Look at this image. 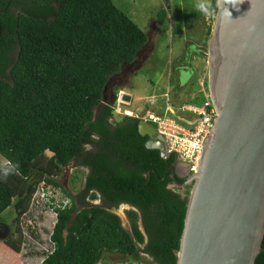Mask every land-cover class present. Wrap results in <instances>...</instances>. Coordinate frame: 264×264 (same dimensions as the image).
Wrapping results in <instances>:
<instances>
[{"label": "trees", "instance_id": "trees-1", "mask_svg": "<svg viewBox=\"0 0 264 264\" xmlns=\"http://www.w3.org/2000/svg\"><path fill=\"white\" fill-rule=\"evenodd\" d=\"M210 4L214 14L218 0ZM146 42V33L113 0H0V156L8 162L0 168L17 166L0 181V215L12 207L16 221L15 234L0 239V264H17L19 223L44 199L55 222L41 264H100L111 254L176 264L189 192L183 196L170 185L186 178L170 175L174 154L163 159L145 147L148 136H140L139 119L117 115L119 88L105 99L109 81ZM197 86L201 97L192 103L172 102L168 95L162 115L172 117L167 106L202 105L208 88ZM87 145L95 149L86 151ZM78 159L88 172L77 199L101 198L80 210L57 181ZM34 172L40 177L34 179ZM40 181L60 189L69 203L54 204L45 187L39 197ZM121 204L135 208L125 210L129 229L109 210ZM255 264H264V251Z\"/></svg>", "mask_w": 264, "mask_h": 264}, {"label": "water", "instance_id": "water-1", "mask_svg": "<svg viewBox=\"0 0 264 264\" xmlns=\"http://www.w3.org/2000/svg\"><path fill=\"white\" fill-rule=\"evenodd\" d=\"M207 54L217 117L183 183L191 188L176 264H255L264 251V0H219ZM138 132L168 157L151 125Z\"/></svg>", "mask_w": 264, "mask_h": 264}, {"label": "rangeland", "instance_id": "rangeland-1", "mask_svg": "<svg viewBox=\"0 0 264 264\" xmlns=\"http://www.w3.org/2000/svg\"><path fill=\"white\" fill-rule=\"evenodd\" d=\"M113 2L147 35V42L138 52L135 61L122 66L106 87V100L114 96L116 88L120 89L116 94H121V101L113 105L117 115L129 114L130 117H139L141 112L146 111L162 115L168 95L172 102L175 100L177 103L184 100L193 102L194 99L201 97L197 85L202 83L205 87L208 82L207 53L210 39L208 32H212L215 13L205 15L199 11L197 4L201 0H113ZM207 2L211 3V0ZM163 15L164 19L161 20ZM180 68H185L181 83L177 79ZM178 83L184 87L178 88ZM110 123H114V119H111ZM0 165H5V160L1 156ZM86 171L81 163L74 160L63 168L57 181L75 197L83 188ZM34 176V179L40 177L38 172H34ZM42 187L47 189V198H53L54 204L69 203L60 189L46 186L42 181L37 187L39 197H43ZM170 188L177 189L184 196L190 191L191 186L174 184L170 185ZM46 202L48 200L44 199L33 204L29 213L19 223L23 229V243L21 251L15 256L17 264H39L43 253H46L45 250H51L49 236L55 222V213L52 204L47 205ZM97 203H101L100 198L89 204ZM76 205L78 210L84 207V204L78 202ZM116 208L115 214L121 218L123 226L129 229L125 210L122 211V206ZM33 225L36 236L30 231ZM15 226L13 208L9 207L0 215V239H5L11 233L15 234ZM108 259V262L100 264H149L148 258L142 262H134L124 260L117 254L108 255Z\"/></svg>", "mask_w": 264, "mask_h": 264}, {"label": "built area", "instance_id": "built-area-1", "mask_svg": "<svg viewBox=\"0 0 264 264\" xmlns=\"http://www.w3.org/2000/svg\"><path fill=\"white\" fill-rule=\"evenodd\" d=\"M200 85L202 86V83ZM201 91H204L203 87H201ZM205 98L206 101L202 105H183L181 107L182 111L192 114L189 118L177 115L169 106L166 111L172 117H167L165 114H150L147 117H142V119L155 124L156 131L165 141L166 152L175 154L177 159L187 164L189 175L197 172L203 147L211 134L217 117L209 95L205 94ZM44 258L45 256L41 258L39 264L43 262Z\"/></svg>", "mask_w": 264, "mask_h": 264}, {"label": "clouds", "instance_id": "clouds-1", "mask_svg": "<svg viewBox=\"0 0 264 264\" xmlns=\"http://www.w3.org/2000/svg\"><path fill=\"white\" fill-rule=\"evenodd\" d=\"M219 2V1H218ZM218 5V4H217ZM197 8L199 9V11H201L202 13H204L205 15H211L212 14V11H213V8H212V5L210 4V3H208L207 2V0H201V2H199L198 4H197ZM216 10H217V8H216ZM216 13V12H215ZM210 36H211V33H210ZM121 94H117V96H116V102H115V104L116 103H118V102H120L121 101V97L122 96H120ZM208 95H209V93H208ZM210 98V97H209ZM118 99H120V101H118ZM122 99H124V98H122ZM125 99L128 101V98L125 96ZM212 103V102H211ZM166 104H167V102H166ZM183 105H187L186 103H184L183 102ZM182 105V106H183ZM190 105H193V104H190ZM213 105V104H212ZM172 108V107H171ZM115 110V109H114ZM172 110H174L175 111V113L177 114V115H180V116H182V117H186V118H189V117H191V115H189L188 114V112H184V111H182L181 110V108H179V109H175V107L174 108H172ZM151 114H153V115H158V114H155V112H153V113H151ZM148 115H150V113L149 112H141V116L139 115V117H136L137 119H139V122H141V121H143V122H145V123H148L149 125H151L154 129H155V131H156V126H155V124H153L151 121H148V120H144V119H142V117H147ZM124 116H128V117H130L131 115H124ZM156 133L158 134V132L156 131ZM159 135V134H158ZM160 136V135H159ZM162 137V136H161ZM162 139H163V137H162ZM163 142H164V145H165V141H164V139H163ZM165 152H166V145H165ZM167 153V152H166ZM168 154V156L170 155V154H172V153H167ZM175 155V154H174ZM176 156V155H175ZM5 160V159H4ZM176 160H177V157H176ZM179 160V159H178ZM5 164H8V162L5 160ZM16 168H17V166L16 165H7V166H4V167H2V168H0V181H6L7 180V178H8V176L9 175H11V174H13L15 171H16ZM188 176H190L189 175V173H188ZM183 178V177H182ZM187 179V178H186ZM186 181V180H185ZM184 181V182H185ZM183 184V183H182ZM178 185H181V184H178ZM187 186H189V184L187 185ZM191 186V185H190ZM50 187V186H49ZM52 188V187H51Z\"/></svg>", "mask_w": 264, "mask_h": 264}, {"label": "flooded vegetation", "instance_id": "flooded-vegetation-1", "mask_svg": "<svg viewBox=\"0 0 264 264\" xmlns=\"http://www.w3.org/2000/svg\"><path fill=\"white\" fill-rule=\"evenodd\" d=\"M183 69L185 68H180L179 69V72H178V80H182L181 77H182V74L185 72ZM134 119H137L136 117H134ZM139 123V122H138ZM141 136V135H140ZM89 148V149H88ZM95 149V146L94 145H87L86 146V151H93ZM79 163L82 162V159H78V160H75ZM69 165V164H68ZM67 165V166H68ZM66 166V167H67ZM171 170V174L172 177H173V174H176L178 177L182 178V177H185L187 178L188 177V166L187 164H185L184 162L180 161V160H176V163L174 165H171L169 166V168ZM87 170V169H86ZM88 172V170L86 171V173ZM174 178V177H173ZM184 183V182H182ZM182 183H180L181 185H183ZM62 185V184H61ZM172 185V184H171ZM174 185V184H173ZM63 186V185H62ZM187 187V185H184ZM63 188L65 189V187L63 186ZM83 189V188H82ZM66 190V189H65ZM69 195L74 199L75 203H79V204H85V203H90L92 201L89 200V196L87 195L85 198H80V200L77 199L76 195H78V193L81 191H78L76 194H75V197L73 196V194H71V192L69 190H66ZM100 198V197H99ZM100 202H101V198H100ZM9 236V235H8ZM7 236V237H8ZM6 237V238H7Z\"/></svg>", "mask_w": 264, "mask_h": 264}, {"label": "bare ground", "instance_id": "bare-ground-1", "mask_svg": "<svg viewBox=\"0 0 264 264\" xmlns=\"http://www.w3.org/2000/svg\"><path fill=\"white\" fill-rule=\"evenodd\" d=\"M121 105V104H120ZM190 113V112H189ZM25 262H27V261H25ZM25 264V263H24Z\"/></svg>", "mask_w": 264, "mask_h": 264}, {"label": "crops", "instance_id": "crops-1", "mask_svg": "<svg viewBox=\"0 0 264 264\" xmlns=\"http://www.w3.org/2000/svg\"><path fill=\"white\" fill-rule=\"evenodd\" d=\"M178 77V76H177ZM179 81V80H178Z\"/></svg>", "mask_w": 264, "mask_h": 264}]
</instances>
